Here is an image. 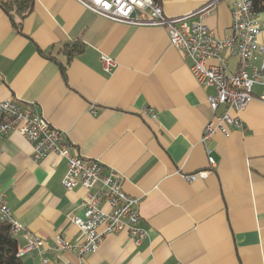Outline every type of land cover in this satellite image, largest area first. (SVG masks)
I'll return each instance as SVG.
<instances>
[{
    "label": "crops",
    "instance_id": "obj_1",
    "mask_svg": "<svg viewBox=\"0 0 264 264\" xmlns=\"http://www.w3.org/2000/svg\"><path fill=\"white\" fill-rule=\"evenodd\" d=\"M7 1L0 0V100L37 105L73 153L122 175L147 231L141 245L126 231L105 238L82 264H264V85L241 114L243 129L213 136L208 154L201 138L213 118L214 91L197 83L165 28L118 23L77 0H34L22 19L2 8ZM210 1L163 0L162 7L177 18ZM234 1L218 0L203 20L221 38L231 35ZM76 41L84 51L68 62L63 45ZM102 56L117 62L113 72L104 70ZM32 153L19 133L0 135V191L25 227L18 246L35 235L46 241L43 256L51 264H80L75 253L50 246L57 235L79 238L71 218H84L86 192L62 186L65 160L35 163ZM201 171L210 173L192 182L183 177ZM22 260L42 264V255L33 251Z\"/></svg>",
    "mask_w": 264,
    "mask_h": 264
},
{
    "label": "built area",
    "instance_id": "obj_2",
    "mask_svg": "<svg viewBox=\"0 0 264 264\" xmlns=\"http://www.w3.org/2000/svg\"><path fill=\"white\" fill-rule=\"evenodd\" d=\"M96 14L130 26L163 27L173 47L190 59V71L197 83L214 93L208 97L213 118L207 123L201 143L207 148L218 133L229 138L231 129H243L241 114L253 100L254 88L264 85V45L260 37L264 33V19L254 11L251 0H235L231 8V35L221 38L205 23L218 0L210 1L198 11L177 18H168L162 5L154 0H77ZM135 13V17L132 15ZM261 57V64L256 61ZM104 70L113 72L118 64L108 56H102ZM264 102V92L260 96ZM93 108V107H92ZM152 118L156 114L144 110ZM97 115L98 111L92 109ZM19 133L33 147L32 159L41 163L53 156L54 166L62 160L68 171L62 180L67 191L82 188L86 196L82 202L84 218L72 217L80 236L75 241L57 235L50 250L75 253L82 264L87 255L96 254L105 238L128 232L136 245H141L147 231L139 226L137 201L123 191L124 178L117 172L106 173V167L98 159L84 158L72 152L65 133L55 128L39 112L37 105L12 99L0 100V135ZM209 164L215 162L210 157ZM209 171L184 175L187 181L207 178ZM105 206L109 208L105 210ZM0 224H8L14 237L25 232V227L14 219L6 195L0 191ZM24 247L18 246L22 257L33 251L42 255V264H51L43 256L46 241L27 235Z\"/></svg>",
    "mask_w": 264,
    "mask_h": 264
},
{
    "label": "trees",
    "instance_id": "obj_3",
    "mask_svg": "<svg viewBox=\"0 0 264 264\" xmlns=\"http://www.w3.org/2000/svg\"><path fill=\"white\" fill-rule=\"evenodd\" d=\"M162 5L163 0H154ZM254 11L264 14V0H251ZM2 8L10 14L20 16L22 19L30 15L33 11L34 0H9L1 3ZM14 25L21 31V22L13 20ZM63 50L68 56V62L84 51V45L79 41L66 43ZM0 264H24L22 257L18 255V241L11 232L8 224H0Z\"/></svg>",
    "mask_w": 264,
    "mask_h": 264
},
{
    "label": "water",
    "instance_id": "obj_4",
    "mask_svg": "<svg viewBox=\"0 0 264 264\" xmlns=\"http://www.w3.org/2000/svg\"><path fill=\"white\" fill-rule=\"evenodd\" d=\"M132 16L135 17V13Z\"/></svg>",
    "mask_w": 264,
    "mask_h": 264
}]
</instances>
